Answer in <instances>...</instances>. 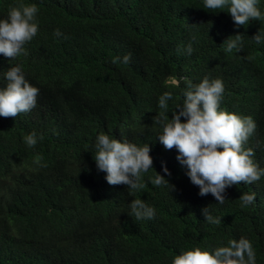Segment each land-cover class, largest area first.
<instances>
[{"label": "trees", "instance_id": "16d2710c", "mask_svg": "<svg viewBox=\"0 0 264 264\" xmlns=\"http://www.w3.org/2000/svg\"><path fill=\"white\" fill-rule=\"evenodd\" d=\"M32 3L39 32L27 55L0 54V87L20 64L40 90L30 112L0 117V264H172L185 249L240 238L264 264V177L227 188L224 204L202 197L176 149L160 144L155 123L165 91L173 93L170 110L180 101L173 80L221 78V107L255 120L246 147L264 167V44L251 39L264 32V19L235 26L229 13L204 9L203 0H0V19ZM259 7L264 11V0ZM57 28L62 37L54 36ZM236 34L243 49L227 52L222 42ZM190 43L194 51L186 55ZM31 131L42 136L34 148L23 140ZM101 132L150 145L154 170L143 175L141 190L109 185L97 170L92 153ZM162 162L174 191L151 183L154 171L164 175ZM252 192L254 203L242 207L240 195ZM135 199L154 206L155 218L131 217ZM205 207L222 216L219 225L204 220Z\"/></svg>", "mask_w": 264, "mask_h": 264}, {"label": "clouds", "instance_id": "9594fccd", "mask_svg": "<svg viewBox=\"0 0 264 264\" xmlns=\"http://www.w3.org/2000/svg\"><path fill=\"white\" fill-rule=\"evenodd\" d=\"M259 5L260 0H203L204 9L229 13L235 26H247L251 20L264 19V11ZM38 11L34 3L22 4L12 7L7 17L0 19V54L8 60L27 55L26 45L39 32ZM53 34L57 38L64 35L59 28ZM251 39L258 46L264 44V32L258 31ZM222 43L227 52H232L242 50L244 42L242 35L236 34ZM183 51L191 55L194 51L192 44H188ZM130 59L129 54L122 61L128 63ZM3 78L7 83L0 87V117L16 118L37 106L40 90L26 79L22 65L10 67ZM172 84L180 89V101L170 110L169 101L173 93L165 91L159 97L158 107L162 111L155 120L160 128L156 137L166 150L176 149V159L186 169L185 175L190 182L198 187V194L202 197L211 194L218 204H224L227 188L241 182L254 184L264 177V167L253 159L255 150L246 147L256 133L257 124L251 116L221 107L225 95L223 80L206 75L199 83H193L187 77H179ZM170 111L171 118L168 115ZM41 139L42 136L35 131L23 137L29 148H34ZM93 147L94 154L91 153L96 168L105 173L109 185L122 184L133 191L143 188V175L153 169L148 143L138 145L101 132L96 136ZM161 171L164 175L154 171L151 183L174 191L175 186L166 179L171 174L164 162L161 163ZM255 198L254 192L241 194V206L252 205ZM201 212L210 224L219 225L222 221V216H215L208 207ZM128 214L137 221L152 220L156 210L143 199H135ZM172 264H257V261L251 242L240 238L229 240L212 250L197 246L185 249L173 257Z\"/></svg>", "mask_w": 264, "mask_h": 264}]
</instances>
